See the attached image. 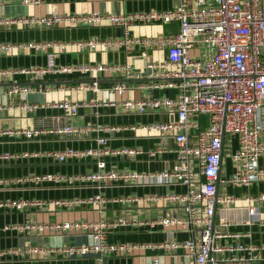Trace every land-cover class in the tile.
I'll use <instances>...</instances> for the list:
<instances>
[{
	"label": "built area",
	"instance_id": "2783aa9c",
	"mask_svg": "<svg viewBox=\"0 0 264 264\" xmlns=\"http://www.w3.org/2000/svg\"><path fill=\"white\" fill-rule=\"evenodd\" d=\"M20 2L23 5L40 4L43 0H0V6L7 2ZM177 3L164 11H136L131 13L90 12L86 14H61L53 11L46 15L23 16L16 21L3 18L1 23L25 24L29 27H54L110 23L123 29L121 37L107 39H86L69 42H53V47L65 49L74 46L78 49L118 46L142 47L140 55L148 51H164L165 56L146 63L143 71L135 70L130 63L124 64H81L59 66L53 52L47 53L44 66L20 69H0L1 77H11L16 73L42 77L46 73H73L88 75L91 82H82L80 89L99 90L98 73H119L125 78L145 77L135 85L138 89L150 92L166 91L165 95H147L132 100L121 98L104 104L113 105L124 112L145 113L159 111L171 117L167 121H156L135 127L146 134H157L160 138L173 141L172 152L175 165L171 169L148 172L106 169L105 155L134 156L142 150L134 147L110 149L103 147L105 137H98L94 148L76 149L66 147L52 151L59 162L90 156L96 160V169L78 175L65 177L61 174H46L39 179L55 183L63 180L91 181L97 192L88 199L55 200L51 203L72 206L86 202L99 211L107 201L102 190L114 183L137 185H183V192H167L145 199L163 200L169 205H178L180 216L160 217L155 222L163 227L185 229L189 233L184 241L165 240L147 246L164 249H182L189 256L186 264H251L256 259L258 247L236 239L248 233L231 232L229 222H216L214 211L217 203L232 204L240 199L232 195L217 196L216 184L223 183L250 185L264 180V168L258 161L264 155V0H176ZM177 23L178 29L167 34L129 37V28L135 23ZM51 45V43H50ZM41 48L37 43H0V53L13 49ZM130 86L125 81L112 84L108 91L123 96ZM26 90L25 88L22 91ZM12 88L6 94L16 92ZM64 113L75 116L79 104L69 100L53 103ZM38 107L35 103L23 104V109L32 112ZM207 117V125L201 128L200 116ZM261 117V120L259 118ZM100 129V128H99ZM107 133L113 127L102 128ZM85 127L66 125L54 129L57 133H84ZM42 130L26 128L3 130L0 133L16 134L26 138L40 135ZM236 135L237 147L226 153L234 169L230 177L220 179L224 147L230 145L229 137ZM158 146L155 152H161ZM11 157L4 153L0 158ZM17 179L0 178V186ZM250 203L264 204V193L246 197ZM36 201H0V207L9 206L22 209L27 205L39 204ZM248 214H255L254 205L248 207ZM155 222H152L153 225ZM116 225L109 221H67L52 222L46 225L27 224L26 229H45L52 233L62 231H86L88 244L64 245L51 249L69 257L92 256L93 264H107L108 255L130 252L137 246L109 243L106 230ZM264 226V221L261 222ZM232 238L233 243L223 240ZM44 250V249H42ZM151 264H162L159 257Z\"/></svg>",
	"mask_w": 264,
	"mask_h": 264
},
{
	"label": "crops",
	"instance_id": "0c3cea01",
	"mask_svg": "<svg viewBox=\"0 0 264 264\" xmlns=\"http://www.w3.org/2000/svg\"><path fill=\"white\" fill-rule=\"evenodd\" d=\"M177 3L176 0H43L36 5H23L20 2H7L0 6V20L9 18L14 21L23 16L46 15L53 11L61 14H86L90 12L131 13L136 11H164ZM118 26L110 23L91 25L29 27L25 24L11 23L7 26L0 22V43H37L41 48L13 49L0 53V69H20L24 67L44 66L47 53L55 54L54 61L59 66H76L81 64H124L130 63L134 69L143 71L146 63L161 59L164 51H148L147 56L140 55L142 47L118 46L110 49L96 47L78 49L68 46L64 50L53 47V42H69L92 38L107 39L121 37L117 34ZM178 29L177 23H135L130 26L128 36L141 37L167 34ZM51 43V45H50ZM86 74L46 73L42 77L16 73L11 77L0 78V131L26 128L40 129L39 136L26 138L16 134L0 133V155L8 153L9 158H0V178L17 179L0 186V201H36L39 204L27 205L22 209L0 207V264H93L92 256L69 257L51 249L64 245L88 244L86 231H62L52 233L41 229L31 231L27 224L46 225L52 222L67 221H109L116 225L106 230L109 243L131 244L137 246L130 252L108 255L107 264H151L153 258L159 257L162 264H186L189 256L182 249L164 250L149 244L165 240L184 241L189 233L185 229L165 228L155 221L165 216H180L182 210L178 205H169L163 200L145 199L148 196L162 195L169 192H183V185H137L114 183L104 188L101 194L107 199L99 211L91 203L81 202L72 206L53 204L55 200L88 199L97 189L91 181L63 180L55 183L37 177L46 174H61L65 177L78 175L96 169V160L90 156L68 159L59 162L49 153L66 147L76 149L94 148L97 138L105 137L103 147L118 149L134 147L142 153L134 156L105 155L106 169L148 172L171 169L175 165L172 152L173 141L160 138L157 134L135 129L136 126L156 121H167L171 117L159 111L145 113L124 112L113 105L104 104L121 98L132 100L147 95H165L166 91L150 92L135 87L145 77L125 78L119 73H98L96 81L99 90L80 89ZM125 81L130 88L121 97L110 93L112 84ZM12 88L17 91L6 93ZM26 89L22 91V89ZM61 100L79 104L75 116L64 113L53 106ZM35 103V111L23 109V104ZM261 120V117L259 118ZM201 128L207 125V117H199ZM66 125L85 127L84 133H57L50 130L60 129ZM113 127L107 133L102 128ZM100 128V129H99ZM230 145L224 147L220 179L230 177L233 163L226 155L237 147V137H229ZM162 146L161 152H155ZM259 167L264 168V155L259 158ZM217 196L232 195L240 200L232 204L217 203L214 211L216 222L230 223L231 232L248 233L236 239L258 247L256 259L251 264H264V204L250 203L246 197L264 193V180L248 186L232 183L216 184ZM254 205L255 214H248V207ZM152 222H155L153 225ZM233 243L234 239L223 240ZM44 249V250H42Z\"/></svg>",
	"mask_w": 264,
	"mask_h": 264
},
{
	"label": "water",
	"instance_id": "95a60500",
	"mask_svg": "<svg viewBox=\"0 0 264 264\" xmlns=\"http://www.w3.org/2000/svg\"><path fill=\"white\" fill-rule=\"evenodd\" d=\"M120 31H121V28L118 27V28H117V34H118V35H120ZM83 79L86 80V81H89L88 78H87V76H86V77H83Z\"/></svg>",
	"mask_w": 264,
	"mask_h": 264
},
{
	"label": "rangeland",
	"instance_id": "374dc122",
	"mask_svg": "<svg viewBox=\"0 0 264 264\" xmlns=\"http://www.w3.org/2000/svg\"><path fill=\"white\" fill-rule=\"evenodd\" d=\"M229 145L228 144H226V148L228 147Z\"/></svg>",
	"mask_w": 264,
	"mask_h": 264
}]
</instances>
